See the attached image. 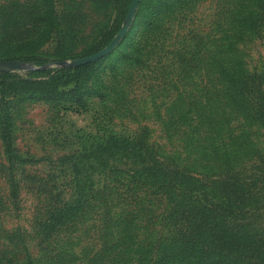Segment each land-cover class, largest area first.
<instances>
[{"label":"trees","instance_id":"1","mask_svg":"<svg viewBox=\"0 0 264 264\" xmlns=\"http://www.w3.org/2000/svg\"><path fill=\"white\" fill-rule=\"evenodd\" d=\"M119 1L125 7L124 17L131 0ZM222 1L214 32L194 34L179 47L175 65L168 72L174 79H164L158 72L177 93L162 115L158 110L154 114L178 150L163 151L152 141L149 127L140 125L132 134L110 132L82 153L69 156L74 199L54 207L41 224L46 234L66 233L84 218L94 216L101 242L82 264H264V229L244 216L263 194L264 144L254 142L252 130L264 127V69L246 67L239 47L254 36H264V0ZM192 2H148L142 35L132 44L128 29L116 58L125 66H147L157 44H162L168 21L191 9ZM53 3L37 0V11L25 10L21 18L15 17L25 25L23 42L46 33L54 19ZM14 46L21 48L23 43ZM109 56L73 67L45 68L47 63L65 58L54 60L37 53L10 56L36 68L0 71L4 94L16 98L15 102L11 98L0 101V135L8 150L12 115L21 102L65 100L85 106L84 95L89 90L83 89L80 81L69 89L67 86L74 75L93 73ZM115 66L113 62L111 67ZM96 79L100 86L94 88ZM184 81L191 86L190 91L180 90L178 85ZM119 83L117 78L116 86L112 85L116 111L121 116H134ZM92 86L99 102L107 103L98 75ZM249 160L256 161L260 175L256 171L247 175L244 165ZM95 163L111 178L97 188L83 179L81 171L85 165L94 168ZM148 192L160 195L164 207L157 214V222L145 229L139 224V206ZM57 253L46 262L28 254L5 264H70L66 255L54 258Z\"/></svg>","mask_w":264,"mask_h":264},{"label":"rangeland","instance_id":"2","mask_svg":"<svg viewBox=\"0 0 264 264\" xmlns=\"http://www.w3.org/2000/svg\"><path fill=\"white\" fill-rule=\"evenodd\" d=\"M151 1L155 0L139 1L127 28L132 44L145 29L148 13L145 5ZM53 2L52 24L46 33L33 35L27 43L23 42L25 25L15 17L21 18L25 10L37 11V0H0V59H5L0 61V71L36 68L28 61L9 59L13 55L31 53L54 60L65 58L49 62L43 68L71 66V60L106 46L117 34V28L125 22L126 14L122 17L125 7L119 0ZM222 3V0H193L191 9L171 18L167 23L168 30L162 36V44H157L156 54L145 67L125 66L116 58L121 54L123 37L110 52L109 58L95 67L93 73L74 75L68 84L67 89L80 81L82 88L89 90L84 95L85 106L74 101L29 99L21 102L15 112L12 110L9 150L0 135V264L23 259L28 254L37 261L46 262L52 253L54 255L58 251L54 258L63 259L66 255L70 264H82L95 251L100 245L101 235L99 222L94 216L84 218L66 233L54 231L46 234V227L41 224L54 207L74 199L75 182L69 156L82 153L110 132L132 134L140 125L149 127L152 141L163 151H177L176 141L167 138L158 115L154 114L158 110L162 115L170 98L177 93L159 73L164 79H174L173 74L168 72L175 65L179 47L194 34L204 36L214 32L217 11ZM19 41L23 43L21 48L14 46ZM239 47L246 67L250 70L264 69V36H254ZM113 62L116 64L114 68L111 67ZM96 75L102 80V92L108 96L105 97L108 98L107 103H100L92 92ZM117 78L132 105L129 108L134 116H121L116 111L112 85L116 86L114 81ZM185 83L178 85L180 90L190 91L191 86ZM97 85L100 86L98 79L94 88ZM5 88L0 80V101L11 98L15 102L16 98L4 94ZM252 131L254 142L263 145L264 127H253ZM93 165L96 166H83L84 180L94 188L111 181L109 176L100 172L98 164ZM244 167L249 173L247 175L255 171L260 175L255 160L247 161ZM262 193L256 205L250 206L244 213L248 221L254 222L260 229H264V184ZM140 207L139 224L147 229L151 222H157V214L164 207L163 199L155 192H148Z\"/></svg>","mask_w":264,"mask_h":264},{"label":"water","instance_id":"3","mask_svg":"<svg viewBox=\"0 0 264 264\" xmlns=\"http://www.w3.org/2000/svg\"><path fill=\"white\" fill-rule=\"evenodd\" d=\"M139 1L140 0H131L128 11L125 16V22L122 24L117 34L113 37V39H111V41L106 46H104L103 48H101L100 50H98L97 52L93 54L71 60L70 65L78 66L81 64L89 63V62H94L104 57L108 53H110L115 48V46L119 43V41L124 37L126 30L134 16V13L139 4ZM0 70H1V63H0Z\"/></svg>","mask_w":264,"mask_h":264}]
</instances>
